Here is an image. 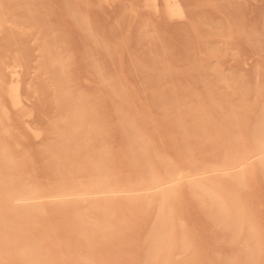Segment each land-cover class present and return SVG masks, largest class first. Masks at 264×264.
Returning a JSON list of instances; mask_svg holds the SVG:
<instances>
[{
	"label": "bare ground",
	"instance_id": "1",
	"mask_svg": "<svg viewBox=\"0 0 264 264\" xmlns=\"http://www.w3.org/2000/svg\"><path fill=\"white\" fill-rule=\"evenodd\" d=\"M55 1L0 0V263L13 258L15 264H106L104 258L92 250L102 247L109 236L124 233L130 224L126 218L131 210L135 213L130 214L135 216V219H131V225L136 224L143 212L144 215L151 212V222L145 233V252L149 259L157 258L156 255L167 245V236L171 235L172 225L168 226L165 222L169 211L168 208L166 212L167 200L176 195L178 187H185L204 208V212L219 216V226L227 225L226 218L235 214L233 204L225 201L231 197L220 191L219 179L213 178L215 175L187 178L166 188L164 184L180 180L185 175L163 181L153 179L150 185L140 188L133 184L99 188L116 180L113 176V150L108 143L109 134L105 131L112 119L116 120V131L121 134L119 140H123L126 147L122 152L123 157L131 162L133 157L146 160L147 171L152 172L155 169V156L160 152L151 145L152 133L140 126V119L133 113L134 107L128 110V94L124 92L122 82L115 79L116 72L108 63H102L94 50H89L85 58V72L90 73L89 77L85 78V83L74 80L71 73L72 55L65 53L69 47L66 46L68 41L62 37L61 23L52 27L38 25L53 13L50 3ZM100 1L111 9L119 8L125 1L129 2L130 7H137L141 11L138 20H135L140 38L133 41L129 65L131 70L140 73L142 79L139 78L144 82L139 84L142 89L152 86L154 92L149 99L161 108L160 113L167 118L171 114L177 115L175 109L191 105L195 93L181 101L176 92L165 86V81L144 86L151 77L150 71L167 76L164 61L167 59L155 52L151 61L141 65L143 53L137 52V48L151 35L153 42L159 37L157 33L163 31L162 26L157 27L160 22L180 25L182 35L186 37L188 23L200 19L203 10L191 6L189 0ZM240 1L243 5L250 1L262 4L261 13L264 14V0ZM59 8L68 13L87 42L94 41L95 46L105 49L112 60L117 59L110 55V44L98 39L100 34L91 30L86 17L72 0H65ZM149 19L156 25L148 28L146 22ZM253 42L261 45L259 39L253 38ZM186 45L183 46L189 49L190 46ZM182 47L180 51L185 48ZM185 53L190 51L185 50ZM233 56L239 65L246 64L239 53ZM188 57L192 59L190 55L186 59ZM216 71L207 74L199 67L197 77L202 80L211 77L213 85L225 77ZM253 73L259 80L258 85H264V70L259 66ZM235 82V90L243 91L247 87L242 75ZM93 87L96 90H92ZM109 99L110 103L106 106L104 103ZM241 106L243 104L238 102L234 104L235 108ZM177 113L180 120L181 110ZM186 113L193 116L192 126L197 129L206 121L205 113L197 103L188 106ZM253 130L254 141L264 148V121L256 119ZM35 145L36 149L33 147ZM37 155L45 160L44 173L35 171L39 166L35 163ZM258 160L257 168L264 176V151H261ZM244 162L237 161L230 170ZM164 165L167 164L164 162ZM255 169L254 165L250 167L251 176H256ZM202 171L196 173L199 175ZM221 173H225V170ZM228 175L236 183L242 179V174L238 172ZM45 178L50 180V184L42 186L40 180ZM140 190L152 192L135 193ZM60 225L67 228H64L66 236L62 235L61 248L73 245L71 242L76 238L79 244H86L87 251L69 245L60 254L65 255V259L57 260L54 247L48 244L54 238L50 239L51 232ZM248 228V225L243 227L239 233H244L240 235L242 241L250 237L251 230ZM186 246L182 244L183 248Z\"/></svg>",
	"mask_w": 264,
	"mask_h": 264
},
{
	"label": "rangeland",
	"instance_id": "2",
	"mask_svg": "<svg viewBox=\"0 0 264 264\" xmlns=\"http://www.w3.org/2000/svg\"><path fill=\"white\" fill-rule=\"evenodd\" d=\"M64 1L50 3L53 13L48 14L44 18L45 21L42 20L38 25L46 24L52 27L58 25V22L61 23L59 28L62 37L68 41L66 46L69 47L65 53L72 55L71 73L76 82L85 83V78L89 77L90 73L85 72V58L89 50H94V54L101 58L102 63H108L111 69H114L115 79L122 82L124 92L128 94V110L134 107L133 113L140 119V126L152 133L151 145L160 152L155 156V169L152 172L147 171L146 160L133 157L131 162L123 157L122 152L126 147L123 140H119L121 134L116 131V120L112 119L105 131L109 134L108 143L113 150V176L116 180L99 188L132 184L140 188L150 185L153 179L163 181L177 175H185L180 180L164 184L163 187L166 188L186 181L187 178L215 175L213 178L219 179L220 191L231 197L225 201L227 204H233L235 213L232 212L234 215L226 218L227 225L219 226V216L204 212V208L185 187H178L176 195L167 200L166 212L168 208L171 212L168 211L165 222L168 226L172 225L171 235L167 236V245L156 255L157 258L149 259L145 252V233L151 222V212L146 215L144 212L139 214L136 224L131 225V219H135V216L130 214L134 213V210H131L126 218L130 224L124 233L102 239L105 244L92 252L103 257L106 264H264V176L257 168L258 158L264 148L254 141L253 130L256 119L264 121V85H258L259 80L253 73L259 66L264 70V14L261 13L263 5L250 1L244 6L240 0H189L191 6L203 12L200 19L188 23L187 38L182 35L180 25L160 22L157 27L162 26L163 31L157 33L159 37L153 42L152 35L148 37L147 34L146 38L149 39H144L138 44L137 52L143 53L141 65L151 61L155 52L159 53L161 58L167 59L164 60L167 76H159L150 71L151 77L145 82V87L162 80L166 82V87L176 92L181 101L188 99L193 93L196 94L190 104L200 105L206 118L201 128L197 129L192 126L193 116L186 113L191 105L181 106L175 109L177 115L171 114L165 118L160 113L161 108L149 99V95L154 92L152 86L142 89L139 84L144 82L139 78L140 73L131 70L129 61L133 41L140 38V30L135 20H138L137 16L142 13L137 7H130L129 2L127 4L124 1L119 8L111 9L100 0H72L86 17L91 30L100 34L98 39L110 44V55L115 59L117 57L112 60L105 49L95 46L94 41L87 42L80 34L68 13L59 8ZM146 24L148 28L156 25L151 19ZM253 38L259 39L262 46L256 45ZM186 40L189 42H185ZM184 44L190 46V50L183 46ZM181 47H185L184 50L180 51ZM185 50L191 54H184ZM234 53H239L246 64L239 65L235 61ZM186 55H190L192 59H186ZM199 67L207 74L217 70V73H222L225 77L212 85L211 77L204 80L197 77ZM241 75L247 81V87L243 91L235 90V81H238ZM92 90H96V87ZM108 102L110 103V99L104 104L108 106ZM237 102L243 106L235 108L234 104ZM179 110L182 113L180 120L177 113ZM36 151L38 154V150ZM239 160L245 162L230 170ZM44 162L40 155L36 158L35 163L39 165L35 168L37 173H44ZM164 162L167 165H164ZM253 165L256 166V176L249 173ZM222 169L227 175L219 174L224 172ZM196 171L202 172L198 175ZM230 172L241 173V181L234 182L228 175ZM40 181L42 186L50 182L46 178ZM150 191L140 190L135 193L141 195ZM247 225L251 234L242 241L240 235L244 233H239ZM65 226L60 225L51 232L50 239L54 238L48 244L54 247L53 253L59 261L65 259L66 256L60 254L69 245L77 246L82 251L87 249L86 244H79L76 238L71 242L73 245L68 244V247L61 248L62 238L66 236ZM182 244L187 246L183 248ZM0 264L15 263L13 258H9Z\"/></svg>",
	"mask_w": 264,
	"mask_h": 264
},
{
	"label": "snow or ice",
	"instance_id": "3",
	"mask_svg": "<svg viewBox=\"0 0 264 264\" xmlns=\"http://www.w3.org/2000/svg\"><path fill=\"white\" fill-rule=\"evenodd\" d=\"M178 11V10H177ZM174 14H176V13H174Z\"/></svg>",
	"mask_w": 264,
	"mask_h": 264
}]
</instances>
